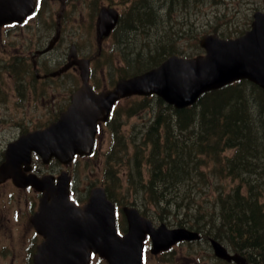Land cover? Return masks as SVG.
I'll list each match as a JSON object with an SVG mask.
<instances>
[{
    "label": "water",
    "instance_id": "water-1",
    "mask_svg": "<svg viewBox=\"0 0 264 264\" xmlns=\"http://www.w3.org/2000/svg\"><path fill=\"white\" fill-rule=\"evenodd\" d=\"M35 5L36 0H0V25L22 21ZM99 19L100 31L107 34L118 13L103 7ZM201 44L207 49L205 56L172 55L158 67L121 79L114 89L100 93H95L88 83L87 61H79L83 85L73 93L71 104L59 119L9 143L7 158L0 165V181L12 176L18 184H32L43 192L34 223L46 239L38 248L35 264H89L91 252L99 253L109 264H142L147 233L155 253L177 241L200 238L199 232L186 227L169 228L165 223L155 227L134 206L124 207L128 230L121 235L116 228L115 204L104 187H92L86 203L75 205L68 198L69 177L65 173L55 183L53 175L26 174L20 165L25 163V169H30L32 151L38 152L44 162L52 156L68 161L75 153L91 151L97 121L107 119L113 103L121 96L156 92L175 106L184 107L203 92L238 78H249L264 88L263 14L239 37L223 39L208 34ZM210 241L217 256L250 264L243 255L230 253L217 239Z\"/></svg>",
    "mask_w": 264,
    "mask_h": 264
},
{
    "label": "trees",
    "instance_id": "trees-1",
    "mask_svg": "<svg viewBox=\"0 0 264 264\" xmlns=\"http://www.w3.org/2000/svg\"><path fill=\"white\" fill-rule=\"evenodd\" d=\"M166 9L170 11L171 7ZM158 11V6L146 0L129 23L134 30L155 27ZM149 49L146 46L145 50ZM164 53V49L147 55L138 53V64L155 65ZM137 101L130 115L147 107L151 98ZM153 102L156 108L151 110L153 117L147 129L139 140L138 134H131L132 151L124 170L126 192L121 190L123 184L113 181L107 186L108 195L139 204L144 212L150 202L162 211L160 217L167 212L177 217L182 214L176 223L201 229L206 236L245 252L252 264H264V178H255L256 171H264V91L249 80H239L204 93L197 104L188 107L175 108L155 96ZM118 144L119 137L114 152ZM123 148L127 151L126 144ZM229 149L232 154L227 153ZM210 162L209 170L203 169ZM144 165L149 172L147 178L142 173ZM120 167L111 162L106 176L120 177ZM227 177L233 183L238 180L228 190L222 184ZM199 183L210 197L199 198L193 192ZM131 191L140 195L129 198ZM205 202L211 205L205 208Z\"/></svg>",
    "mask_w": 264,
    "mask_h": 264
},
{
    "label": "rangeland",
    "instance_id": "rangeland-1",
    "mask_svg": "<svg viewBox=\"0 0 264 264\" xmlns=\"http://www.w3.org/2000/svg\"><path fill=\"white\" fill-rule=\"evenodd\" d=\"M68 0L66 10L64 12V31L65 36L63 39L64 44L69 40H75L84 49L82 52L93 51L92 55L95 57V62L98 69L95 70L98 73L100 79H108L111 82L116 80L122 74V70L127 66V61L132 55L136 56L138 53L145 55L149 53H156L158 50L167 48L172 50H182L186 53H193L199 50V39L205 32H223L230 36L239 34L241 31L247 29L251 22V16L253 13V5H260L257 0H185L189 7L188 11H179L177 7L173 8L170 13L163 14L158 11L157 15L160 16L162 22L155 26H149L150 28H144L142 31L134 30L132 26H127L125 17L128 16L129 11L135 7L136 0ZM157 2L158 0H151ZM177 1V0H175ZM108 2H115L120 8L123 15L122 33L112 40H108L101 43V47L97 42V28L96 17L98 8L102 5L109 4ZM140 2L137 0L136 6ZM61 5L58 1H47L44 4L39 14H36L29 23L30 32L34 34L33 43L35 40L46 39L51 36L54 31L56 14L60 11ZM187 14L189 19H193V22L180 20V17ZM181 31V35L178 34ZM174 34V40H170L171 35ZM148 46L150 49L146 51ZM38 47L37 44H32L31 48L33 52ZM65 48L69 50V45ZM13 49L8 54H5L0 45V63H5L6 67L0 68V144L3 146L9 140H12L22 131L31 129L37 126L44 125L50 119H52L58 111L65 105V94L70 89V84L65 82V78L50 81L49 87L40 86V89L48 92L49 96H46L42 100L41 97L33 98L32 89L33 84L30 86L23 81H19L17 76L12 72L13 67L10 64L15 62L13 57ZM58 53H53L51 58L53 59ZM55 61V60H54ZM53 63V60L52 62ZM117 65V66H116ZM95 67V66H94ZM98 71V72H97ZM42 84V83H41ZM39 81H34V86L41 85ZM34 90V89H33ZM21 95H24L22 97ZM51 95V96H50ZM130 102H121L118 110L111 119L112 128L109 125V131L106 133V139L98 152L94 155V158L79 159L75 173L77 187L86 192L91 186L99 184H110L116 181L123 184L121 190L126 192L125 184L128 162L121 161L123 143L117 149L115 154L112 152V146L114 144L113 133L120 134V140L127 141L131 139V133L138 134L140 138L143 131L147 129L148 119L152 115V111H140L135 115L128 116L124 113V109L131 104ZM120 109V110H119ZM122 142V141H121ZM113 162L115 165L121 166L119 168L120 177L115 179L110 176H106L105 170L109 163ZM262 162V168H264V161ZM82 164V166L80 165ZM35 165L41 167L43 163L39 160H35ZM210 165L212 163L210 162ZM136 171V170H135ZM145 178H147V171L143 168L142 171ZM137 175V172H136ZM255 178H264V171H256ZM231 178H227L222 181L223 186L228 190L230 184L237 182ZM199 188H194L193 192L201 198L206 194L202 191L204 185L199 183ZM116 190V186H114ZM119 194V190H116ZM131 194V195H130ZM129 198L133 196H139V192H130ZM264 200V198H263ZM197 202V201H196ZM211 205L210 202H205V208ZM148 207L151 211L148 213L158 218V215L162 213L159 209H154L155 205L148 203ZM154 212V213H152ZM191 213H188L190 217ZM182 218V214H174V217L170 218L167 215L165 218L169 226L175 227L179 224L176 223L178 218ZM119 221H123V217H119ZM178 224V225H177ZM151 243L146 244V250L144 254V264H225L224 262H218L216 257H211L212 249L206 239L198 242H185L174 246L172 251L167 253L154 255L149 251ZM90 264H108L106 260L98 255H94ZM233 264V263H232Z\"/></svg>",
    "mask_w": 264,
    "mask_h": 264
},
{
    "label": "flooded vegetation",
    "instance_id": "flooded-vegetation-1",
    "mask_svg": "<svg viewBox=\"0 0 264 264\" xmlns=\"http://www.w3.org/2000/svg\"><path fill=\"white\" fill-rule=\"evenodd\" d=\"M22 24L13 23L0 27V45L5 54L13 49V57L15 62L10 64L12 72L17 76L18 81H23L28 85L33 84L32 97L38 95L43 98L49 94L40 89V86L49 87L50 81L55 82L57 78H65V82L70 84V89L65 94V102H70L72 91L78 86L76 78L78 68L72 65L59 76H52L51 72L57 70L60 66L67 63L69 52L64 51L63 44L60 41L63 37L60 36L53 45V48L45 53L33 52L31 45L36 44L38 47L35 50L43 48L49 42V38L35 40L34 36ZM78 50V48H77ZM58 53L53 59L51 55ZM53 60V63H51ZM55 60V61H54ZM91 63L93 58L90 57ZM6 67L5 63H0V68ZM90 81L96 91L107 89L110 86L98 85V80L93 79V71L91 68ZM37 80L41 85H37L35 89L34 81ZM24 97V95H21ZM109 120L100 121L96 133L94 150L90 155H76L69 163H62L57 159H53L47 169L35 167L34 170L38 173L51 172L58 174L63 169L67 170L71 175V193L70 197L76 203H82L87 196L81 193L77 187L74 171L79 159L86 160L94 157L96 152L105 142L106 133L109 131ZM5 147L0 145V163L5 157ZM78 161V162H77ZM82 166V164L80 163ZM75 167V168H74ZM74 168V171H73ZM41 193L35 190L32 186H18L11 178L0 183V264H34V255L37 252L38 245L42 242L43 236L37 232L31 219L34 213L38 210Z\"/></svg>",
    "mask_w": 264,
    "mask_h": 264
}]
</instances>
